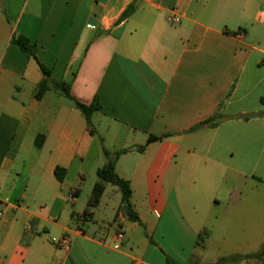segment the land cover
Listing matches in <instances>:
<instances>
[{
    "label": "crops",
    "instance_id": "0c3cea01",
    "mask_svg": "<svg viewBox=\"0 0 264 264\" xmlns=\"http://www.w3.org/2000/svg\"><path fill=\"white\" fill-rule=\"evenodd\" d=\"M37 61L79 102H99L93 135L71 98L35 96ZM121 149L138 221L120 189L103 204L106 183L84 219L81 187ZM215 226L264 243V1L0 0V264H196L197 236Z\"/></svg>",
    "mask_w": 264,
    "mask_h": 264
},
{
    "label": "trees",
    "instance_id": "16d2710c",
    "mask_svg": "<svg viewBox=\"0 0 264 264\" xmlns=\"http://www.w3.org/2000/svg\"><path fill=\"white\" fill-rule=\"evenodd\" d=\"M134 10V5H129L127 9L123 12L122 18H126L131 14V12ZM13 43L17 44L20 49L23 51V53L28 56V57H33L35 60H37L35 56V48L33 45H30L28 40L24 37L17 36L12 38ZM38 62V61H37ZM39 68L42 73V79L39 81L37 85V89L35 92V96L37 98H40L44 92H46L49 89H54L61 94L71 98L77 109L81 111L83 114L86 123H87V130L88 132L93 135L94 129L91 124V115L93 114L94 111L98 110L100 108L99 102L95 99L93 102L90 104H84L76 100L71 96L70 93V86L68 83H66L63 80H55L51 77L49 69H47L44 65H42L40 62H38ZM208 124L214 125L216 123V117H210L205 121ZM162 139V137H150L147 140L148 142L154 141V140H159ZM139 150L143 149V146L138 147ZM128 149H121L113 152L105 151V155L107 157L106 163L97 169V176H98V181L94 183L92 187L91 194L87 200L86 203V208L84 210L83 218L85 219L86 216H90V210L94 207L99 202V199L104 191V183H110L112 185L117 186L120 191H121V198L122 202L126 204L128 208V215L132 220L138 221V218L134 211L132 210L129 199L131 197V188L129 185V182L124 179L123 177L119 176L116 171H115V162L118 158V156L124 152H126ZM64 169L57 167L55 169V174L59 180L62 179V175L59 174L60 172L63 173ZM206 233H199L197 236L196 244L199 245V242L201 240V237L205 235ZM264 257V246L257 252L252 253V254H247V255H231L227 257H222L219 260V264H226L229 262H234L238 260H243L247 258H262ZM193 261H190L187 264H193ZM165 264H177L172 258L166 256L165 257Z\"/></svg>",
    "mask_w": 264,
    "mask_h": 264
},
{
    "label": "rangeland",
    "instance_id": "374dc122",
    "mask_svg": "<svg viewBox=\"0 0 264 264\" xmlns=\"http://www.w3.org/2000/svg\"><path fill=\"white\" fill-rule=\"evenodd\" d=\"M102 157L103 156H101L100 154V158L99 160H97V163H98L97 166L99 167H102L104 163H106L105 158L104 157L102 158ZM96 180H98V176L94 172H92L87 182L85 183V185L81 187L82 192L80 196V201L86 202V200L88 199V196L91 193L93 182ZM117 192L119 193V188L117 186L106 183V189H105V192L102 198L103 204L113 202V200L116 197L115 195ZM202 195L203 194L198 189H195L192 191V196L195 202L199 204L200 208L202 207L201 205ZM142 197H143V194H141L136 189V194L134 196L135 201H138V199H142ZM101 211L102 210H100V212H97L96 215L97 217L104 219L105 217L101 213ZM214 212L216 213L217 211L214 210L213 214ZM209 222L215 225L217 223V221L214 220L213 217L209 219ZM93 224L94 223H91V227H93ZM101 226L109 227L106 221L101 222ZM206 231H207L206 232L207 234L201 237L199 245L195 249V255L198 257L196 264H217L222 256L236 255V254L243 255L244 253L257 252L264 246V243H260L261 242L260 236L258 237V240H259L258 244L256 246H253V245H246L244 242H240V243L237 242L236 237L232 234L222 235L218 231V228L216 226L214 229L211 230L209 228V229H206ZM162 242L165 246H167V248H170L172 245L175 244L174 238L170 236L164 237L162 239ZM238 261L240 262V260ZM241 261H246L248 264H255V263L264 264V257L259 258V259H256V258H250L246 260L243 259ZM228 264H233V263H228Z\"/></svg>",
    "mask_w": 264,
    "mask_h": 264
},
{
    "label": "built area",
    "instance_id": "2783aa9c",
    "mask_svg": "<svg viewBox=\"0 0 264 264\" xmlns=\"http://www.w3.org/2000/svg\"><path fill=\"white\" fill-rule=\"evenodd\" d=\"M166 21L169 24H177V23L180 22V17L175 15V14L167 15L166 16ZM117 238L119 240H123V233L122 232H118L117 233ZM52 240L57 246H67V244L69 243V236L68 235H64L60 239H57V238L53 237Z\"/></svg>",
    "mask_w": 264,
    "mask_h": 264
},
{
    "label": "water",
    "instance_id": "95a60500",
    "mask_svg": "<svg viewBox=\"0 0 264 264\" xmlns=\"http://www.w3.org/2000/svg\"><path fill=\"white\" fill-rule=\"evenodd\" d=\"M200 126H202V125H197V126H195L191 131L196 130V129L199 128ZM123 208H124V210H125L126 212H128V208H127L126 205H125Z\"/></svg>",
    "mask_w": 264,
    "mask_h": 264
}]
</instances>
